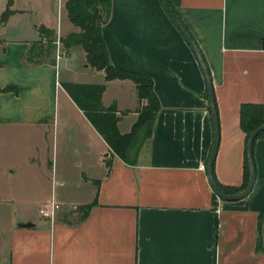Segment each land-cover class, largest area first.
<instances>
[{"label":"crops","instance_id":"0c3cea01","mask_svg":"<svg viewBox=\"0 0 264 264\" xmlns=\"http://www.w3.org/2000/svg\"><path fill=\"white\" fill-rule=\"evenodd\" d=\"M170 1L211 72L216 180L241 186V107L264 106V0ZM66 2L0 0V87L9 86L0 91V264H264V136L254 144L252 191L237 200L216 195L200 167L215 136L207 81L163 0H112L102 23L112 63L151 75L161 103L134 163L113 151L64 87L105 82L102 102L117 103L125 133L147 102L133 79H108L80 44L27 60L43 42L40 27L59 43L80 30ZM51 199L79 208H58L50 219L39 208Z\"/></svg>","mask_w":264,"mask_h":264},{"label":"trees","instance_id":"16d2710c","mask_svg":"<svg viewBox=\"0 0 264 264\" xmlns=\"http://www.w3.org/2000/svg\"><path fill=\"white\" fill-rule=\"evenodd\" d=\"M66 7L71 20L80 27V30L62 38L65 45L67 47L75 44L82 45L89 61L97 68L104 69L108 79L116 77L133 79L140 100L147 99V102L139 108V117L132 129L123 133L118 126L121 115L118 114L117 103L113 102L106 106L102 102V95L107 87L105 82L70 81L64 83L66 90L84 110L86 116L104 136L113 151L125 161L134 163L143 142L152 133L157 112L161 107L159 96L154 89V79L149 74L116 67L112 63L102 35V23L111 13L112 0H67ZM7 13L8 11H5L3 14ZM40 31L51 35L49 48L52 47L53 32L46 27H40ZM34 50L35 52L32 53ZM47 51L49 50L44 49L41 43L35 41L29 50L27 60L40 61L41 59L37 56ZM7 88L9 86L0 87V91ZM262 123H264V106L259 103H244L241 107V125L246 131L245 180L241 186H226L217 181L224 191L237 192L247 186L249 179L247 142L250 133ZM260 136H264V132L258 137ZM87 212L88 208L85 207L84 213Z\"/></svg>","mask_w":264,"mask_h":264},{"label":"water","instance_id":"95a60500","mask_svg":"<svg viewBox=\"0 0 264 264\" xmlns=\"http://www.w3.org/2000/svg\"><path fill=\"white\" fill-rule=\"evenodd\" d=\"M163 3L175 21L176 25L180 29L181 33L184 35L185 39L188 41L190 44L191 48L193 49L201 67L204 72L206 81H207V91H208V100H209V107L212 113L213 117V123H214V130H215V136H214V142L213 146L211 149V153L209 156L208 164H207V170H208V175H209V181L212 185L213 190L215 193L222 199L225 200H237L241 199L245 196H247L253 189L255 181H256V176H257V170H256V164H255V159H254V144L257 139V137L264 132V123L260 124L257 126L249 135L248 142H247V159H248V167H249V179H248V184L247 186L237 192H226L224 191L220 185L218 184L215 174H214V162L218 150V145H219V120H218V111H217V106H216V100H215V93H214V85L212 81V76L210 69L208 67V64L206 60L204 59L203 53L186 27V25L183 23L181 20L180 16L174 9L173 5L171 4L170 0H163Z\"/></svg>","mask_w":264,"mask_h":264},{"label":"rangeland","instance_id":"374dc122","mask_svg":"<svg viewBox=\"0 0 264 264\" xmlns=\"http://www.w3.org/2000/svg\"><path fill=\"white\" fill-rule=\"evenodd\" d=\"M51 35H48V34H43V37H42V41L43 42H41V45L43 46V48L44 49H48L49 51H50V54L49 55H51V56H54V57H57V52H58V48L60 49V53L62 52V53H66V51H64V49L66 50V48H67V46L65 45V43L64 42H62V41H60V43H59V46H58V44L56 43V41L55 40H57V37H54L53 35H52V37L54 38V41H52V47H50L49 48V37H50ZM32 53H34V52H32ZM44 54V53H43ZM46 54V53H45ZM86 62H88V63H90V64H92L90 61H89V59L87 58L86 60H85ZM92 66H94V67H96L94 64H92ZM97 68V67H96ZM61 76H64V74H61ZM122 114H124V111H123V113ZM4 148V143H3V139L2 138H0V149H3ZM73 205V204H72ZM72 205H68V204H60V209H65V208H67V207H69V206H71L72 207ZM78 208H79V205H78ZM78 208H73L72 207V209H75V210H78Z\"/></svg>","mask_w":264,"mask_h":264},{"label":"built area","instance_id":"2783aa9c","mask_svg":"<svg viewBox=\"0 0 264 264\" xmlns=\"http://www.w3.org/2000/svg\"><path fill=\"white\" fill-rule=\"evenodd\" d=\"M55 41L59 46V39H57ZM64 51H66V50L64 49ZM62 54H64V53H62V52L60 53V49L58 48L57 58ZM200 167L205 169L207 167V165L205 163H201ZM72 207L78 208V205L73 204ZM58 208H60V203L54 201V199H51L49 202L44 203L43 205L40 206L39 212L42 216L52 219Z\"/></svg>","mask_w":264,"mask_h":264}]
</instances>
